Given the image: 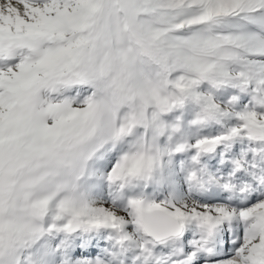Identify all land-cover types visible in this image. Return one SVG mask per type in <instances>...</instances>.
I'll use <instances>...</instances> for the list:
<instances>
[{
    "label": "snow or ice",
    "instance_id": "snow-or-ice-1",
    "mask_svg": "<svg viewBox=\"0 0 264 264\" xmlns=\"http://www.w3.org/2000/svg\"><path fill=\"white\" fill-rule=\"evenodd\" d=\"M0 264H264V0H0Z\"/></svg>",
    "mask_w": 264,
    "mask_h": 264
}]
</instances>
